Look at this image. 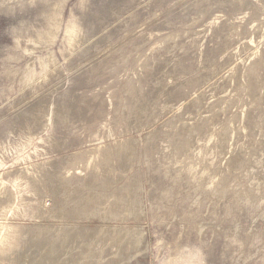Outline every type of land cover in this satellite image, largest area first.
Masks as SVG:
<instances>
[{
	"label": "rangeland",
	"instance_id": "374dc122",
	"mask_svg": "<svg viewBox=\"0 0 264 264\" xmlns=\"http://www.w3.org/2000/svg\"><path fill=\"white\" fill-rule=\"evenodd\" d=\"M0 264H264V0H0Z\"/></svg>",
	"mask_w": 264,
	"mask_h": 264
}]
</instances>
